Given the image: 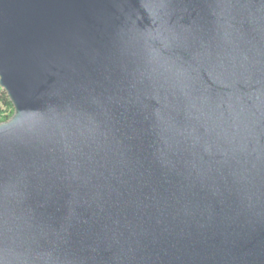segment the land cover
I'll list each match as a JSON object with an SVG mask.
<instances>
[{
    "label": "water",
    "instance_id": "obj_1",
    "mask_svg": "<svg viewBox=\"0 0 264 264\" xmlns=\"http://www.w3.org/2000/svg\"><path fill=\"white\" fill-rule=\"evenodd\" d=\"M0 264H264V0H0Z\"/></svg>",
    "mask_w": 264,
    "mask_h": 264
},
{
    "label": "trees",
    "instance_id": "obj_2",
    "mask_svg": "<svg viewBox=\"0 0 264 264\" xmlns=\"http://www.w3.org/2000/svg\"><path fill=\"white\" fill-rule=\"evenodd\" d=\"M15 111V107L8 98V93L0 86V123L9 121Z\"/></svg>",
    "mask_w": 264,
    "mask_h": 264
}]
</instances>
